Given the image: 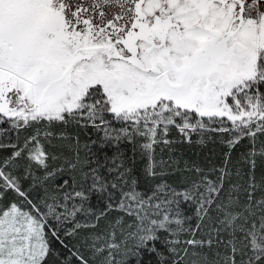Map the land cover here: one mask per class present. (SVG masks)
<instances>
[{
  "label": "snow or ice",
  "instance_id": "snow-or-ice-1",
  "mask_svg": "<svg viewBox=\"0 0 264 264\" xmlns=\"http://www.w3.org/2000/svg\"><path fill=\"white\" fill-rule=\"evenodd\" d=\"M0 264H264V0H0Z\"/></svg>",
  "mask_w": 264,
  "mask_h": 264
}]
</instances>
